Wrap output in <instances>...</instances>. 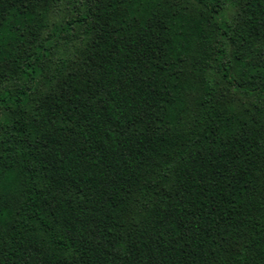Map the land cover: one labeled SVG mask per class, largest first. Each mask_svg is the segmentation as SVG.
Returning <instances> with one entry per match:
<instances>
[{"label": "trees", "instance_id": "16d2710c", "mask_svg": "<svg viewBox=\"0 0 264 264\" xmlns=\"http://www.w3.org/2000/svg\"><path fill=\"white\" fill-rule=\"evenodd\" d=\"M0 264H264V0H0Z\"/></svg>", "mask_w": 264, "mask_h": 264}, {"label": "rangeland", "instance_id": "374dc122", "mask_svg": "<svg viewBox=\"0 0 264 264\" xmlns=\"http://www.w3.org/2000/svg\"><path fill=\"white\" fill-rule=\"evenodd\" d=\"M66 14H67V11L60 7L58 8V10L51 12L50 20L63 18Z\"/></svg>", "mask_w": 264, "mask_h": 264}]
</instances>
